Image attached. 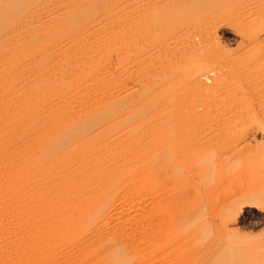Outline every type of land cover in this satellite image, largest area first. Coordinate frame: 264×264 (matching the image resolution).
<instances>
[{"label":"bare ground","instance_id":"obj_1","mask_svg":"<svg viewBox=\"0 0 264 264\" xmlns=\"http://www.w3.org/2000/svg\"><path fill=\"white\" fill-rule=\"evenodd\" d=\"M234 1L237 2L236 0H0V163H6L3 164L4 169L11 167L10 172L17 178H27L29 193L28 191L25 192L30 196L34 195V203L37 201L38 206L42 203V207L38 209V212L41 211L42 213L36 212V208L32 205L35 211L27 215V218L21 219L19 223H14L18 212H15L17 215L12 219L15 205H12V211V207H5L3 204L4 208L0 209V231L5 229L4 227L7 230V226L11 228L15 226L19 237L16 238L17 242H12L11 248L23 246L25 250L22 254L20 253L21 257L18 261L13 263L8 262V260L7 263L0 261V264L42 263V259L53 252L57 248V242L59 243L55 238L56 235H54L57 231L53 232L55 228L65 229L64 227H66L67 229V227L75 224L82 225L84 222H91L94 212L97 213L95 215L99 219L98 213L100 217V210L103 209L98 208L96 210V206L98 202L104 199V201H108V198L99 196L104 194V196L109 195L111 197L110 194L126 181L128 172H133L131 174L137 172L133 178L138 177L140 173L143 174L144 172H140L143 171L141 170L142 161L153 162L157 158L159 159L161 153L156 150L161 135L156 130L155 124H160L157 121L161 113L168 114L167 112L176 111L175 103L178 101L177 103L180 104L179 100L188 93L193 94L195 86L191 88L192 84L188 85L189 82L191 83L188 78L190 79L192 75L189 71L191 68L187 69L190 64L191 66L192 63L204 64H201L202 68L195 65V68L201 69L195 70L193 80L191 79L192 83L198 85L204 83L206 85L205 89L204 85L201 88L205 90L211 101L209 100L210 102L204 109L212 113L215 112L216 115L217 112L221 114L217 122L215 120L214 125L210 126L211 139L223 138L227 128H230V132L228 129L227 133L232 134L231 129L234 128L235 119L239 120L235 125L238 131L237 128L239 127L237 126L244 124L243 118L246 117L244 115L248 114L249 119L247 117L246 120L251 123L250 114L264 113V60H262L263 63L258 62L264 56L262 53L264 52V33L260 32V28L264 25V1L246 0V5L252 4L251 10L255 6V12H252L253 15L248 16L249 18L244 19L243 22L240 15L243 13V10L240 12L242 8L237 7L240 9L238 11L233 6L243 4V0H238L237 3ZM250 9L249 11H251ZM249 11L247 10L248 13ZM233 13L236 14V17L239 14L238 19L241 18V24H236V22H240L239 20L233 22V18L236 17L232 16L233 18H230L232 21L228 18ZM248 13L245 12V14ZM218 30L231 32V34L238 36V46L242 49L247 47V53L234 55L231 52L221 50L217 44H213L214 39L218 38ZM114 60H116L115 63ZM213 60L214 63L217 61L216 65L219 66L211 67ZM206 64H211L210 68L205 69L203 66ZM241 73L244 74L245 81L241 82L243 79L240 76L241 79L238 78L236 81L237 83L240 81L236 84L238 86H232L234 84L232 80ZM189 74L190 76H188ZM207 82L209 83L207 84ZM189 89H192V92ZM233 89H236L234 94L240 92L243 97L245 96L242 100L244 101L243 104L236 105L234 103L235 105H233L232 102V106H224L223 99L232 93ZM200 91L202 90L200 89ZM234 94L232 96H235ZM189 96L184 99L187 100ZM241 97L239 96V98ZM253 98L257 102L256 105ZM191 102L193 101L191 100ZM229 103L231 104V101ZM182 104L184 105V102ZM260 115L258 118L261 117L264 120ZM217 116L216 118H218ZM242 116L244 117L241 118ZM254 117L255 115L252 117L253 120L257 118ZM258 118L257 121L255 120L257 123L263 122L261 118ZM230 124L231 127L234 124L233 128L230 127ZM261 124L262 128L258 129L259 134L262 132L260 130L264 131V122ZM243 128L245 129V127ZM255 129L243 133L242 139H254L255 133L253 131ZM239 134L237 135L241 136ZM229 135L228 138L233 134ZM262 137L264 140V132ZM242 139L239 141L245 142ZM221 140L224 142L226 139L217 140L218 145L219 141L222 142ZM234 140L230 142V138L228 139L230 144ZM236 140L238 139L236 138ZM233 144L231 145L235 146ZM235 153L236 149L234 155ZM229 154L234 156L233 152ZM164 158H161L162 161ZM256 158L253 157L257 160L258 158ZM236 160L239 159H233L234 162ZM243 160L246 165L248 162L244 158ZM162 161L161 163L165 164ZM249 162L252 164L255 161L249 160ZM236 163L240 169L236 167L237 169L234 168L235 170L231 171L232 174H227L225 179H228L225 180L224 186L222 185L223 188L227 182H230V178L232 180L230 175L235 173L240 175L244 169V166L242 169L239 163L235 162V165ZM240 163H242L241 165L244 164L243 162ZM6 165L10 167H5ZM245 167L250 169H247V172L251 171L254 163L253 167L252 165ZM261 167L258 166L254 167L255 170L253 169L259 176L260 172H263ZM246 169L242 174L246 172ZM238 170L240 174H238ZM257 170L262 171L258 172ZM130 179L128 178L127 182L131 181ZM234 179L236 180V177ZM237 180L240 181V178ZM231 182L233 185H228L231 189H236L234 184L237 182ZM240 183L244 184L245 182ZM251 183L254 184H251L254 187L250 185L252 187L250 190L253 191L250 195L255 197V194L261 191L255 189V185L257 184L259 187L260 184L256 181ZM237 184L238 186L241 185L239 182ZM122 186L124 187V185ZM252 193L254 194L252 195ZM35 195H37L36 197L43 195V201L40 203L39 200H36L38 198H35ZM251 196L249 199L240 197V201L237 199L239 201L237 202L238 208L244 206L261 208L257 203L258 200L255 201V198ZM25 197L28 196L25 195ZM257 197L261 199L264 196ZM5 201L7 205V200L5 199ZM24 201L20 202L25 205ZM27 202L26 206H29V202L28 204ZM108 204L113 203L108 201L105 206ZM105 206L102 207L106 210ZM24 212L26 211L22 212L21 209L19 214ZM106 219L97 224L88 238L101 239L104 233L106 235V223H111ZM17 221L19 220L17 219ZM132 223L131 225H134V222ZM77 226L74 228L75 230L78 228ZM118 226L120 227V225ZM224 226L226 225L224 224ZM19 227H23V230H18ZM185 227L187 226L185 225L183 228ZM47 228L54 234H48L41 243L31 246L30 243L34 242H31L32 237L36 238L37 231L41 233ZM74 229L72 228V230ZM125 231L127 229L124 230V233H126ZM38 235L40 237L41 234ZM136 235L139 237V234ZM71 236L69 235V238ZM94 242L90 243L93 244ZM97 243L102 244L99 241ZM76 246L78 245L76 244ZM107 248L110 249L109 245ZM80 250H83L82 247ZM120 250L122 249L120 248ZM96 251L98 252V250ZM127 251L129 249L124 252ZM68 252L64 251L63 253L67 254ZM122 252L121 256L124 254ZM99 253L97 256L101 255V252ZM87 255H90L88 251ZM86 256L84 255V257ZM133 257L136 258V256ZM127 259L123 261L125 263L131 261L134 264L130 258ZM75 261L77 262V259ZM87 261L91 263L92 260L88 259ZM114 263L120 264L119 261Z\"/></svg>","mask_w":264,"mask_h":264},{"label":"rangeland","instance_id":"obj_2","mask_svg":"<svg viewBox=\"0 0 264 264\" xmlns=\"http://www.w3.org/2000/svg\"><path fill=\"white\" fill-rule=\"evenodd\" d=\"M236 1L238 2V0H236ZM237 2H235V3H237ZM242 3L243 4H241L239 6H236V5H233V6L235 7V9L237 7L242 8V9L240 8L241 9L240 12H242V10H243V13L240 15H241L242 22H243L244 19L246 20L250 16L253 15V13L255 12V10H254L255 6L252 8L253 10H251L250 8L252 7V4L246 5V0L245 1L243 0ZM244 5H246L245 6L246 8L244 7ZM206 7L209 8L207 5H206ZM234 7H233V9H234ZM207 8H205V9H207ZM238 8H237V10L239 11L240 9H238ZM248 8L251 11H249ZM237 10H233V11L238 12ZM247 10L249 11V13L247 12ZM245 12L248 14H245ZM250 13H251V15H250ZM236 14L233 13V15L231 14L230 15L231 17L229 16L228 18L232 19L233 17H236ZM239 17L240 16L238 14L236 17L237 19L233 18L234 19L233 22H236L237 20H239L238 19ZM241 18L239 20L240 22L239 23L236 22V24H241ZM263 26L260 28V32H262V33H264V31H263L264 27ZM227 30H229V29H227ZM217 36H218V38L216 37L214 39L213 44H215V45L217 44V46H219L221 50H223L225 52H231L234 55H236V54L240 55L243 52L247 53L248 48L246 47V49L245 48L242 49L240 46H238V44H239L238 39L239 38H238V36H235L233 33L231 34V32H226V31L221 32L220 30H218ZM262 53L264 54V52H262ZM258 55H260V54H258ZM262 60H264V56H262V58L259 59L258 62L263 63ZM113 62L115 63L116 60H114ZM216 62L214 63V60H213V63H212L213 66H211V64H209V65L206 64L203 67L205 69L210 68V66L211 67H217L219 65H216L217 64ZM192 64H193L192 66L195 68L196 67L195 65H197V67H201L202 63L199 64L200 66L196 63H192ZM202 65H204V64H202ZM192 66L190 64V66H188L187 69L191 68V69H189V71H190V74H192V75H191L190 79L188 78V81L190 80L191 83L189 82L188 85L190 86V84H192L191 88H193L195 86L193 88V92L191 91L192 89L191 90L189 89L193 94L188 93L190 96L187 94L184 98H186L187 96H189V98H187V100L182 98L181 100H179L181 102L180 104L177 103L178 102L177 101L176 102L177 104L175 103V105L177 106L176 111L174 110L172 112H167L168 114L161 113L163 115V117L161 114L160 115L158 114L160 117L158 116L159 119H158L157 123L160 122V124H155V126H156V130H158L159 134L161 135V136H159L160 140H159V144H158V147L156 150L157 152L161 153L159 159L157 158L153 162L149 161L150 163L148 162V160L141 162L142 166H143V167L142 166L141 167L144 169L141 168V170H143V171H140V172H144V173L142 174L139 172L140 173V175H139L140 179H139V176L136 178L135 177L133 178V176L137 173L136 171L134 172L135 174H131L133 172H128V174H129L128 178L130 179V177H131V179H130L131 181L127 182L128 178L125 176L126 181L125 182L123 181L124 183L119 185V188L110 194V196L113 199L111 197H109V195L104 196V194H103V195L99 196V197L103 196V198H108L109 203H113V204H108V206H105L108 203V201L107 202L104 201L105 199L102 200L103 202L102 201L98 202V204L96 206V210L98 208L103 209L102 211L100 210L101 219L99 217V213H98L99 219H97L96 218L97 213L94 212V214H93L94 219H93V217L91 219L94 222L90 220L91 222H89V221L84 222V223H82V225L81 224H75V225L67 227V229H66V227H64L65 229L55 228V230L53 229L54 230L53 232H55V231L58 232V233L55 232V234L53 232H51V230L48 228L46 230H44V232H46V233L48 232L47 235H45L46 233L44 234V232L40 233V231H37L38 233H36L37 234L36 238L32 237L31 242L32 241H34V242L30 243L31 246L33 244L36 245L37 243L38 244L41 243L44 240V238L45 239L47 238L48 234L49 235H51V234L56 235L55 238L57 241H59V243L57 242V248L53 252L49 253L45 257V259H42V263H40V264H78L79 258H80L79 264H82V263L83 264H87V263L88 264H91V263L92 264H116L114 262L118 263V261H119V263H120L123 260L126 261L127 258H130V260L134 261L135 257H133V256H136V258H137V259L135 258V261L133 262L134 264H216V263L217 264H226V263L227 264H236V263L237 264H241V263L242 264H264V256H263L264 255V197L261 198L262 196H264V193H263L264 188H261V186H264V176H262V175H264V162H263L264 161V140L262 137V133L264 131L260 130V131H262L260 134L258 131V129L262 128L261 123H263L264 120L261 117H259L262 119L263 122H259L260 120L258 121L261 125L256 122L258 115L261 114L260 116H262L264 118V113H259L257 115L256 114H250V117H251L250 119H252L251 123L249 120H246L248 117V114L244 115L246 117L242 116L241 118H243V117L245 118V119L243 118L244 124L242 123V126L245 127V129L238 122L240 124L237 126V127H239V128H237L238 131L236 130L235 125H237L236 123L239 120H236V119L234 120V118H233L234 116H233L232 120L235 121V125L232 124V127H231V124H230L231 128H233V125H234V128H233L234 130L231 129L233 132L232 133L233 135L231 133H230V135H232V136H230L228 134L230 132V128H227V131L229 129V132L227 133V131H226L224 133L226 136L224 135L223 138L217 137L218 139H216V140H215V138L214 139L212 138L213 139L212 140L210 138V131H209L210 126L214 125L213 123L215 120H216L215 122H217V120L221 117V114H218L219 112H217V115H218L217 116L215 112H213L215 114L214 115L211 111H208L207 109H206L207 110L206 111L204 109L207 107V103L210 102L211 99L209 97H207V94L204 90L206 88L205 87L206 85H204V83H202L200 85H198L196 83H192V80H193L192 77L194 75L195 70H200L202 68L201 67L199 69L198 68L194 69ZM187 69H185V70L187 71V73H189V71ZM190 74L188 76H190ZM238 75H239L238 77L236 76V78H234L232 80L234 83V84H232V86L233 85L235 87L238 86V85H236V84L240 83V81H238V83L236 82L238 78H239V80L241 78L243 79V80H241V82L245 81L244 80L245 79L244 74L241 73ZM240 76H241V78H240ZM208 83L209 82H207V84ZM196 85H198V86H196ZM203 85H204V89L201 88V87H203ZM200 89L202 91H200ZM233 90L231 91L232 93H229V95L225 99H223V103L225 102L228 104V105L227 104L225 105V103H224V106H232V102H233V105H235L234 103H236V105L243 104L244 101H242V100H244L243 98H245V96L243 97L240 92H238L240 94H238V93L234 94L236 89H233ZM233 94L235 96H232ZM205 96H206V98H205ZM239 96L240 97L242 96V97L239 98ZM233 99L235 100V102ZM239 99H241V100H239ZM191 100L193 102H191ZM230 101H231V104L229 103ZM253 101H255L254 104L257 103L254 98H253ZM183 102H184V105L182 104ZM190 103L193 105H191ZM181 104H182V106H181ZM186 104H189V105H186ZM198 112H199V114H197ZM206 112H208V113H206ZM171 113H172V115H171ZM165 115H167V116L165 117ZM254 115L257 118L253 120L252 117ZM216 116L218 118H216ZM229 118L231 120V117H229ZM248 119H249V117H248ZM245 123H246V126H244ZM158 126H159V128H158ZM241 127H242V129H241ZM250 129H253V130L255 129V131H256V132L253 131L255 133V138H254L255 140L253 138H251V139L247 138L248 140L242 139L244 137L243 133H245V132L247 133V131L248 130L250 131ZM161 131H162L163 135H162V133H160ZM237 132H239L240 134ZM206 133H207V135H206ZM234 133H236V134H234ZM237 134L241 135L242 137L238 136ZM228 135L230 136L229 137L230 142H232L235 139L233 143H236V144L231 143L235 146H232L230 144V142L228 141V139H229ZM234 136H236V137H234ZM236 138L238 140H236ZM219 139H226L227 141L225 140L223 142V140H221L222 141L221 143L219 141V145L221 144L219 146L218 142H217V140H219ZM241 139L243 141H245V142L247 141V142L245 143V142L239 141ZM236 141L238 143L239 142L240 143L238 144ZM165 143H167V144H165ZM226 148H228L227 151H226ZM238 148H240V149H238ZM162 149H164V150L162 151ZM224 149H225V151H224ZM230 149L231 150L234 149V150L231 151ZM235 149H236V153L234 155ZM228 151H229V153L233 152L234 156H230L231 154L227 153ZM224 154H226V155H224ZM231 157H236V158H231ZM251 157H252V159H251ZM253 157L254 158L257 157L258 159L256 158L257 160H255V159H253ZM161 158H164V161H162L163 159H161ZM243 158L245 159V161L248 162L246 165H252V167H253V163H254L255 168L258 166L261 167V165H262L261 168H262L263 172H260L261 177L257 174L256 171H253L254 167L253 168L251 167L252 170L247 172L248 168L246 169V167H245L246 165L244 163ZM233 159H239V160H236L235 162H238L239 166L242 169H243V166H244V169H246V172L243 173L244 176H241V175H243L242 172L245 171L244 169L243 170L241 169L242 170L241 174L239 173V170H238V174H240V175H237V173H235L236 176H234L235 174L230 175L232 177V180H230L231 178H230V176H228L230 178L229 179L230 182L234 181L235 183L239 182V185L241 184L240 185L241 187L238 186L237 183L234 184L236 187V189H234V190L231 189V187H230L231 185H233L232 182H231V184H230V182L229 183L227 182V184H226L227 186L225 185L224 188L222 187V185L224 186L225 182L228 179V178L225 179L227 174H230L231 171L233 172L234 168L235 169L238 168L237 167L238 164L236 163V165H235V162L233 161ZM249 160L250 161L252 160L255 162H252V164H251V162H249ZM161 161L165 162V164L161 163ZM239 161L243 162L244 164L241 165L242 163H240ZM154 162L156 163L155 165H154ZM230 162L233 164H231ZM3 164L5 165L6 163H3ZM3 164L0 163V201H1L0 209L4 208L3 204H5V207H10V208L12 207V205L13 206L15 205L14 211H13V207H12V211H13L12 213L14 214V215H12V219H14L17 215V213H15V212H18V215H17L18 218L17 217L15 218L14 223H16V222L19 223L21 219H24L25 217L27 218V215H29L31 212L35 211V209L33 210V208H32L33 206H34V208H36V212H38L39 207H42L41 202L43 201L44 196L41 195V197H36L37 195H35V198H38L36 200H39V202L41 201L40 202L41 205L39 203L40 206H38L37 201L34 203V200H35L34 195H31V196L28 195V193H29V191H28L29 190L28 189V187H29L28 179L27 178L24 179L23 177L17 178L14 174H12L10 172L11 167L9 165H6L5 167L9 166L10 168L4 169ZM256 164L257 165L261 164V165L257 166ZM1 166H2V169H1ZM249 168H250V166H249ZM238 169H240V168H238ZM248 170H250V169H248ZM262 170H259V171H262ZM137 171H139V170H137ZM7 172H9L10 174H8ZM235 177H236V180L234 179ZM243 177H244V180H243ZM239 178H240V181L237 180ZM137 179H139V180H137ZM255 181H256V183L258 182L260 184L259 187L256 184L255 189H260L261 191L259 190L260 192H257V190H256L257 193L255 194V197H254V195H253L254 193H252L253 196L250 195L251 192H253L250 190V188L252 189V187H254L251 185V184H253L251 182H255ZM240 182H245V183L242 184ZM132 183H134V184H132ZM122 185H124V187ZM250 185L252 187H250ZM24 187H25V189H23ZM228 187H230V188H228ZM238 187H240V188L238 189ZM226 188H228V189H226ZM248 188H249V190H248ZM121 189H123V190H121ZM229 189H231V190H229ZM245 189H247V190H245ZM227 190H229V191H227ZM25 191L26 192L28 191V193H26ZM230 191H232V192H230ZM262 193H263V195H262ZM112 194H114V195H112ZM20 195H21V197H20ZM25 195L28 196L30 198V200L28 197L26 198ZM9 196H12V197L10 198ZM15 196H16V198L20 197L19 199H17L18 201L15 200L16 199V198H14ZM250 196L255 198V201L258 200L257 203L259 204V206L261 208L256 209L253 206H246V207L244 206V207L238 208L239 205L237 204V202L240 201V197L242 199H243V197L244 198L247 197L249 199ZM257 196H261L260 197L261 199H259ZM122 197H123V199H122ZM3 198H5L7 200L8 206L6 205V203H5L6 201ZM247 198H245V199H247ZM253 198H252V200H253ZM40 199H42V200H40ZM24 200H26V201H24ZM116 200H117V202H116ZM20 201H24L25 205L23 204V202L21 203ZM27 201L29 202V206H26ZM14 202H15V204H14ZM17 202H18V204H17ZM28 202H27V204H28ZM104 202H106V203H104ZM11 203H13V204H11ZM99 203L100 204L102 203L101 205L105 206L106 210ZM103 203H104V205H103ZM17 205H18V207L20 206V208H18ZM98 205H99V207H98ZM111 205L112 206L114 205V206L112 207ZM25 207H27V208H25ZM107 207H110V208H107ZM21 209H22V212L24 210L26 211V212H24L25 214L24 213L19 214V212H21ZM104 210H105V212H104ZM38 213H42V212L40 211ZM103 214H104V216H103ZM106 218H108V219H106ZM17 219L19 221H17ZM104 219L108 220L109 222L111 221L112 226L115 225V226H113L114 229H112L113 227L110 226L111 223H106V226H105L106 235L104 233V235L102 237L103 239L102 238L101 239L100 238H88L92 234L93 230L96 228L97 224L100 221H104ZM131 219H133V220H131ZM191 221L192 222L195 221V222L192 224ZM132 222H134V225H131V224H133ZM135 222H136V224H135ZM93 224H95V225H93ZM107 224H108V226H107ZM183 224H185L187 227L183 228L185 226ZM224 224L226 226H224ZM76 225H78L77 227L79 228V230H78V228H76L77 232L74 229L76 227ZM118 225H120V227ZM126 225H127V227H125ZM109 226H110V228H107ZM174 227H176V228H174ZM4 228L5 229H2L0 231V234H1L4 230V233H2L0 235V252H1L0 253V261L2 263H7V260H8V262L13 263V262H16L19 260V258L21 257V254L23 253V251L25 249H23V246H21V247L20 246H14V248L12 247L13 248V250H12V248H11L12 242L15 243L18 241L16 239L19 237V235L17 234L18 231L16 230L15 226H14V228L7 226V230H9V229L12 230V231L9 230L10 233L9 232L7 233L6 227H4ZM19 228L20 229H18V230H21V231L23 230V227H19ZM72 228L75 230V232H74V230H72ZM141 228H143V229H141ZM14 229H15V231H14ZM123 229L124 230L127 229V231H129V232L125 231L126 233H124ZM138 229H139V231H138ZM59 230H61V231L63 230V231L61 232ZM231 230H232V232H231ZM71 231H73V232H71ZM109 231H110V233H109ZM193 231H195V232H193ZM71 233L72 234L74 233V235L75 234L76 235L74 236ZM85 233H87V234H85ZM38 234L42 235V236L40 235L41 238L39 237ZM127 234H129V235H127ZM136 234H139L138 235L139 237H137ZM173 234H174V237H173ZM6 235L9 237H7ZM14 235H15V238H13ZM16 235H18V236H16ZM65 235H67L68 237H66ZM69 235L70 236L72 235V236L69 238ZM169 235L171 238L169 237ZM37 236H38V238H37ZM104 236H106V237H104ZM121 236H123L124 238ZM80 237H81V239H78ZM198 237L201 240L197 239ZM68 239H69V241H68ZM1 240H3V241H1ZM85 240H86V242L88 240L87 244H86V242H83ZM94 240H95V242H94ZM128 240H129V242H128ZM198 240H200V241L198 242ZM89 241L91 243L92 242H94V243L91 244ZM98 241L102 242V244L97 243ZM195 241H196V243H195ZM63 242H64V244H63ZM74 242H76V243H74ZM130 242H131V244H130ZM189 242H191V243H189ZM239 242H241V243H239ZM82 243H84V244H82ZM103 243H104V245H103ZM123 243H125L126 246H125V244L122 245ZM68 244H70V245L68 246ZM76 244L78 246H76ZM110 244H111V246H110ZM191 244H193V245H191ZM35 245H33V246H35ZM108 245H109L110 249L107 248ZM129 245L132 247H130ZM137 245H140L141 247L137 246ZM123 246L126 248H124ZM81 247L83 250H80ZM83 247H85L87 249H85ZM69 248H70V250H69ZM78 248H80V249H78ZM93 248H94V250H91ZM101 248H103V251H101ZM117 248H119V249L121 248L122 250L119 251V249H117ZM123 248H124V250H123ZM17 249L20 251H18ZM125 249L126 250L129 249V251L126 252L127 254L124 252V251H126ZM71 250H72V252H71ZM74 250L76 253L73 252ZM96 250H98V252ZM64 251L65 252L69 251L70 253L68 252L67 253L68 255H67L66 253H63ZM87 251H88V254H90V255H87ZM115 251H116V253H115ZM121 251L124 252L123 256H121L122 255ZM241 251H242V253H241ZM14 252H15V254H14ZM89 252H91V253H89ZM96 252L98 254H100L99 252H101V255L97 256ZM57 253H59V254L56 255ZM95 253H96V255H95ZM137 254L141 255V257L138 258L139 255L137 256ZM65 255H66V258H65ZM78 255H80V256H78ZM84 255L85 256L87 255V256L84 257ZM15 256H16V258H15ZM92 256H93V258H92ZM3 257H6V258L3 259ZM74 257H75V259H73ZM97 258H98V260H97ZM222 258H223V260H220ZM241 258H243V259H241ZM76 259H77V262L75 261ZM88 259L92 260L91 263H89L90 260L87 261ZM57 260H59V261H57ZM95 261H97V262L95 263ZM123 262L120 264H128V263L132 264L131 261L126 262V263L125 262L123 263Z\"/></svg>","mask_w":264,"mask_h":264}]
</instances>
